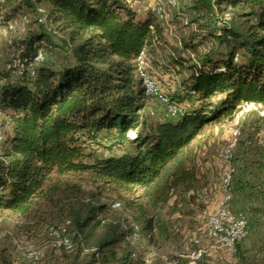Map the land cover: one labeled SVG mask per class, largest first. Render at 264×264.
<instances>
[{
	"label": "trees",
	"instance_id": "16d2710c",
	"mask_svg": "<svg viewBox=\"0 0 264 264\" xmlns=\"http://www.w3.org/2000/svg\"><path fill=\"white\" fill-rule=\"evenodd\" d=\"M7 1L0 0L1 24L24 8L34 17L46 15L67 34L73 63L59 68L48 63L40 47L48 40L41 25L21 42L19 75L0 89V126L10 130L0 143V213L29 218L44 205L61 206L72 249L59 251L71 252L77 243L84 252L91 231L103 228L88 251L90 264H145L133 258L126 238L135 228L169 237L161 210L175 198L170 213L181 212L185 197L192 201L201 188L195 139L208 124L231 116L241 101L264 105V0L197 1L207 13L229 9L231 18L243 22L229 27L220 18L214 36L233 47L219 59L214 49L189 64L170 56L172 66L188 71L180 96L190 104L174 120L155 123L143 113L144 90L135 75L139 52H154L162 36L151 12L140 16L128 0H10L15 7L9 11ZM37 4L45 6L44 13ZM39 51L43 60L34 63ZM123 142L131 152L118 157L101 158L92 149ZM53 174H87L112 190L138 189L154 215L121 223L110 217L107 205L83 201L79 187L47 185Z\"/></svg>",
	"mask_w": 264,
	"mask_h": 264
},
{
	"label": "rangeland",
	"instance_id": "374dc122",
	"mask_svg": "<svg viewBox=\"0 0 264 264\" xmlns=\"http://www.w3.org/2000/svg\"><path fill=\"white\" fill-rule=\"evenodd\" d=\"M176 1L175 8L164 6L167 15L165 19L158 18L154 13V8L161 4V0H128V3L140 16L151 12L161 27V39L155 41L153 44L155 51L150 52L147 57L149 70L160 91L168 99L179 104L183 111L190 104L188 99L180 96L182 83L186 80L188 71L183 68L177 70L172 66L170 56L175 55L189 64L194 57L198 59L214 49L216 53L214 59H219L223 53H227L233 47L229 42L228 48L226 41L220 43L214 36L218 34V25H222L220 18L222 17L226 22L225 25L229 27H235L243 22V19L233 16L231 18L232 12L229 9L224 10L223 13L216 10L207 13L197 7L198 0ZM13 7L15 6L12 5V1L8 0L6 10L9 11ZM37 7L39 12L44 13L43 4H37ZM38 17L42 18L39 21L41 23H33ZM38 17H34L24 8L17 11V15L12 17L8 25L0 23V89L7 83H13L18 77L21 70L18 59L23 53L21 42L29 33H33L38 25L42 26L48 36V40L40 44L48 63L55 68L73 63L67 34L51 24L46 15ZM239 59L240 56L236 54L234 60ZM216 101L214 99V102ZM246 102L238 103L231 116H223L218 121L208 124L203 133L195 139L193 144L196 147V169L200 190L192 201L185 197L186 203L181 207V212L170 213L175 198H172L161 210V214L169 222L167 239H159L155 234L141 231V225L139 227L141 232L138 230L139 239L136 242L131 244L128 241L131 234L126 238L133 250L134 259L140 256L145 264H165L164 259L172 260L174 264H187L186 259L180 256L194 249L188 243L190 237L203 234L205 218L209 213H213L217 201L222 196V152L233 119ZM143 103L145 105L143 113L150 122L175 119L166 118L165 106L155 99L147 98L145 94ZM261 105L264 108V105ZM239 130L240 137L233 157L235 167L232 182L233 198L235 199L236 194L239 195L237 207L246 214L249 234L236 246L233 253L209 249L208 245L203 243L202 246L207 251L197 264H264V166L261 161V153L264 149V118L257 111H252L243 119ZM9 134L8 126L2 123L0 143ZM133 135V132L128 133L129 138ZM104 146L105 148L94 146L92 149H95L101 158L118 157L131 152L127 142L110 148L109 143H105ZM54 184H58L61 189L70 185L79 187L83 201H89L93 205H107L110 208V217L121 223L132 222L140 215H143L145 220L151 219L154 215L142 200V193L138 189L119 187L117 190H112L87 174H53L48 179L47 185ZM114 203H119V207L112 208ZM241 205H244V208ZM66 220L67 215L62 211L61 206L56 207L51 204L40 207L29 218L7 211L1 212L0 264H90L91 256L88 251L102 238L105 230L96 228L91 231L88 246L82 253L78 251L77 243L76 248L71 252L59 251L54 247L55 237L50 235V229H66ZM66 233L68 234L67 231ZM28 249L41 251V259L37 262L27 260L25 252Z\"/></svg>",
	"mask_w": 264,
	"mask_h": 264
},
{
	"label": "built area",
	"instance_id": "2783aa9c",
	"mask_svg": "<svg viewBox=\"0 0 264 264\" xmlns=\"http://www.w3.org/2000/svg\"><path fill=\"white\" fill-rule=\"evenodd\" d=\"M164 6L175 8L177 6L176 0H161V4L154 8L155 15L160 19L167 18ZM147 50L143 48L136 60V76L141 82V86L144 90V94L147 98L155 99L158 103H161L166 108V118H177L182 114V107L170 101L158 88V85L152 77L148 61ZM43 60V54L39 51L34 58V63H39ZM242 109L233 119V125L229 129L228 136L226 138V144L222 152V175L221 186L222 196L216 203L213 213H209L205 218L203 234L201 236L193 235L190 237L188 243L194 249L186 251L185 255L180 256L186 259L187 264L199 263L207 249L202 246L203 243L208 245L209 249L221 250L227 253H233L237 245L242 243L249 234L248 221L245 214L235 212L231 208L233 200V176L235 173V167L233 165L234 151L237 146L240 130L239 127L243 119L252 111L264 118V108L260 103L246 102L241 107ZM261 161L264 166V149L261 153ZM113 208H118L119 204L114 203ZM50 235L55 237L54 247L58 250L69 251L72 249V240L66 233V229H50ZM139 239L138 229L135 228L128 241L133 244ZM25 257L31 262H37L41 259V251L28 249L25 252ZM165 264H174V261L164 259Z\"/></svg>",
	"mask_w": 264,
	"mask_h": 264
},
{
	"label": "crops",
	"instance_id": "0c3cea01",
	"mask_svg": "<svg viewBox=\"0 0 264 264\" xmlns=\"http://www.w3.org/2000/svg\"><path fill=\"white\" fill-rule=\"evenodd\" d=\"M237 200H239V195L236 194L235 195V199L233 198L232 203H231V208L235 211V212H240L245 214L243 211H239V208L237 207ZM242 206V205H241ZM242 208H244V205L242 206ZM246 215V214H245Z\"/></svg>",
	"mask_w": 264,
	"mask_h": 264
}]
</instances>
